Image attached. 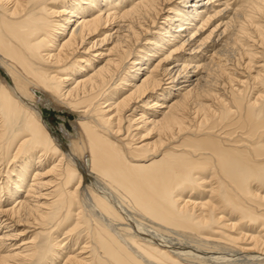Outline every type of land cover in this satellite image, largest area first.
Returning <instances> with one entry per match:
<instances>
[{
    "label": "bare ground",
    "instance_id": "bare-ground-1",
    "mask_svg": "<svg viewBox=\"0 0 264 264\" xmlns=\"http://www.w3.org/2000/svg\"><path fill=\"white\" fill-rule=\"evenodd\" d=\"M2 166L0 264H264V0H0Z\"/></svg>",
    "mask_w": 264,
    "mask_h": 264
},
{
    "label": "rangeland",
    "instance_id": "rangeland-1",
    "mask_svg": "<svg viewBox=\"0 0 264 264\" xmlns=\"http://www.w3.org/2000/svg\"><path fill=\"white\" fill-rule=\"evenodd\" d=\"M234 1L231 0V2H234ZM3 74L5 75V72ZM41 107L44 110V118H45L51 132L54 134V137H56L58 140L64 142L66 144V147L67 146L69 147V142H68L66 135L64 133L63 126H64V124H66V127L69 129L70 133L73 134L74 133L73 121H74L76 116L74 114H71L69 112V110H67V109L61 110V109H58V108H56L52 105H49V104H44ZM44 166H45L44 167L45 171L50 170V168L52 167V165L51 164L49 165L48 163L45 164ZM2 169H3V166H2V168H0V170H2ZM5 170H6V168L4 169V171ZM5 174H7V172H4L3 176H5ZM53 176H54V173L47 175L43 178H45V180L51 181ZM0 177H1V175H0ZM5 180H6V178H5ZM1 181L2 180H0V182ZM89 182L92 183L91 178H89ZM3 195L4 194H2L1 196H3ZM5 198L6 197L4 196L3 199H5ZM208 198H209L208 194H204V195H199L198 200L199 201H201V200L205 201ZM74 224H75L74 219L70 220L69 223H67L64 227H61L58 230V232L55 234L58 237L57 240L61 243L63 242L62 243L63 245L68 243L69 241H74V240H72L73 238L71 239V237H72V235H74L76 232L79 231V229H76ZM25 230H26V233H25V235H23V238L26 239L28 236H30L32 234L31 232H29L32 230V228H29V229L27 228ZM82 237H84V234L82 235ZM18 243H20V242H18ZM70 244H71V242H70ZM15 246H17V245H15ZM13 248H14V246H13ZM54 249L57 250V248H54ZM65 250H66V252H71L69 246H67V249H65ZM48 262H50V260ZM59 262L60 261H58V262L53 261L51 263L59 264Z\"/></svg>",
    "mask_w": 264,
    "mask_h": 264
}]
</instances>
